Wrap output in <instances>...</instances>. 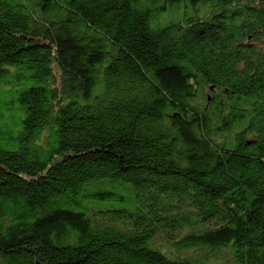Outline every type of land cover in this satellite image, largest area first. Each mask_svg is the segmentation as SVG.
<instances>
[{
	"label": "trees",
	"instance_id": "trees-1",
	"mask_svg": "<svg viewBox=\"0 0 264 264\" xmlns=\"http://www.w3.org/2000/svg\"><path fill=\"white\" fill-rule=\"evenodd\" d=\"M0 264H264V0H0Z\"/></svg>",
	"mask_w": 264,
	"mask_h": 264
},
{
	"label": "rangeland",
	"instance_id": "rangeland-1",
	"mask_svg": "<svg viewBox=\"0 0 264 264\" xmlns=\"http://www.w3.org/2000/svg\"><path fill=\"white\" fill-rule=\"evenodd\" d=\"M180 16H181V13L177 12V10H176V13H173V11H171L170 13L166 14L163 17V19H165L166 22H168L169 24H171L174 21L173 18H176L177 17V20H179Z\"/></svg>",
	"mask_w": 264,
	"mask_h": 264
}]
</instances>
